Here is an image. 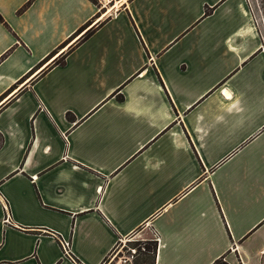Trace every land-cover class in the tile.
I'll return each instance as SVG.
<instances>
[{
	"label": "crops",
	"instance_id": "1",
	"mask_svg": "<svg viewBox=\"0 0 264 264\" xmlns=\"http://www.w3.org/2000/svg\"><path fill=\"white\" fill-rule=\"evenodd\" d=\"M261 45L246 0H0V264H264Z\"/></svg>",
	"mask_w": 264,
	"mask_h": 264
},
{
	"label": "rangeland",
	"instance_id": "2",
	"mask_svg": "<svg viewBox=\"0 0 264 264\" xmlns=\"http://www.w3.org/2000/svg\"><path fill=\"white\" fill-rule=\"evenodd\" d=\"M246 2L252 13L258 31L262 36V44L264 48V0H246ZM150 242L151 240L145 239L143 235L136 232L127 238L118 241L106 259H112V262L115 263L120 255L130 253L129 248H135L136 254L133 257L132 264H151V253L141 249L142 246L150 245Z\"/></svg>",
	"mask_w": 264,
	"mask_h": 264
},
{
	"label": "built area",
	"instance_id": "3",
	"mask_svg": "<svg viewBox=\"0 0 264 264\" xmlns=\"http://www.w3.org/2000/svg\"><path fill=\"white\" fill-rule=\"evenodd\" d=\"M263 47V44L261 45ZM8 217H10L8 215ZM59 242L60 245L62 247V250L64 252L65 255L69 256L70 258H72L71 254H70V241L68 238H59ZM142 250H144V247H141ZM130 253L129 254H122L118 257V260L113 263L112 259H105L102 262H100L99 264H132L133 261V257L136 254V249L135 248H129ZM73 259V258H72Z\"/></svg>",
	"mask_w": 264,
	"mask_h": 264
},
{
	"label": "trees",
	"instance_id": "4",
	"mask_svg": "<svg viewBox=\"0 0 264 264\" xmlns=\"http://www.w3.org/2000/svg\"><path fill=\"white\" fill-rule=\"evenodd\" d=\"M207 11L208 10H206L205 13H207ZM62 62H63V57H60V58L56 59L54 63L59 64V63H62ZM67 116H70V114L68 113ZM1 143H2V136L0 135V145H1ZM149 244L151 246L150 245L144 246V250L143 251L150 252L151 253V259H153V256L155 254V249H156V243L154 241H151ZM151 264H152V262H151ZM213 264H228V263H226L223 260H219L218 259V260H215L213 262Z\"/></svg>",
	"mask_w": 264,
	"mask_h": 264
}]
</instances>
